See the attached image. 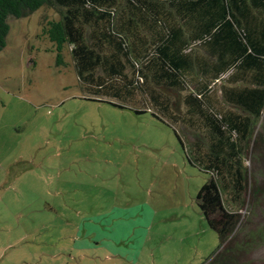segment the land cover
Instances as JSON below:
<instances>
[{"label":"rangeland","instance_id":"1","mask_svg":"<svg viewBox=\"0 0 264 264\" xmlns=\"http://www.w3.org/2000/svg\"><path fill=\"white\" fill-rule=\"evenodd\" d=\"M58 18L44 5L7 19L0 264H203L219 242L196 200L211 175L197 145L207 151L209 141L201 125L190 124L184 92L154 85L148 72L135 84L131 54V62L121 56L123 69L99 63L79 78L69 46L59 64L42 33L43 23ZM221 82L211 101L244 115L223 102ZM254 122L236 141L243 191L233 200L222 190L226 208L239 215L237 228L246 230L264 229V108ZM75 246L85 248L82 257ZM244 263L264 264V241Z\"/></svg>","mask_w":264,"mask_h":264},{"label":"trees","instance_id":"2","mask_svg":"<svg viewBox=\"0 0 264 264\" xmlns=\"http://www.w3.org/2000/svg\"><path fill=\"white\" fill-rule=\"evenodd\" d=\"M44 5L56 8L59 18L43 23L42 33L54 43L59 64L69 46L79 78L99 63L112 73L123 69L121 56L131 62V54L135 84L148 72L158 87L187 90L190 124L201 125L209 141L207 151L197 145L211 174L197 205L219 240L203 264H245V255L264 241V229H238L239 215L226 208L222 190L233 200L242 193L245 171L236 141L252 133L264 108V0H0V50L8 17ZM195 48L204 51L197 61ZM196 65L203 85L190 89L185 73ZM220 80L226 82L219 87L223 102L244 115L211 101Z\"/></svg>","mask_w":264,"mask_h":264},{"label":"crops","instance_id":"3","mask_svg":"<svg viewBox=\"0 0 264 264\" xmlns=\"http://www.w3.org/2000/svg\"><path fill=\"white\" fill-rule=\"evenodd\" d=\"M204 54V51L201 49V48H195L193 50V58H196V61L199 59H201L202 55ZM194 72V73H193ZM193 72H186L185 73V81L187 83H189L188 85L190 86V89H194V88H197V87H201V85H203V80H202V77H201V73L198 72V67L196 65L195 69H193ZM222 84L221 85H224L226 84L225 81L222 80L221 82ZM179 92H187V90H184V91H180ZM91 221V220H90ZM93 232H89L87 235L88 236H92ZM109 233L106 232V235H108ZM111 236L112 238L113 235H109ZM110 247H114V244L110 243ZM77 250V251H80L78 254H79V258L82 257L84 255V253H82V250H85L84 247H73L72 250ZM67 252V251H66ZM70 252V251H69ZM69 257L71 258H74V256H72V254H68ZM94 257H98V255H94Z\"/></svg>","mask_w":264,"mask_h":264}]
</instances>
